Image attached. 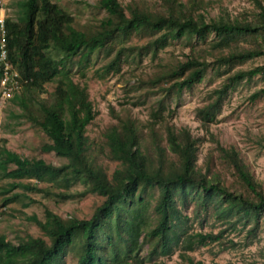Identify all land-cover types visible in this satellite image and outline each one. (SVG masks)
I'll return each mask as SVG.
<instances>
[{
    "label": "trees",
    "instance_id": "obj_1",
    "mask_svg": "<svg viewBox=\"0 0 264 264\" xmlns=\"http://www.w3.org/2000/svg\"><path fill=\"white\" fill-rule=\"evenodd\" d=\"M252 3L250 18L206 20L198 11L204 8L201 1L158 0L156 7L149 8L135 0L124 5L119 0H96V7L103 9L105 16L94 23H77L55 0L20 2L17 20L5 19L7 57L26 82L9 100L19 108L17 117L46 136L40 151L53 152L66 162L53 165L0 146V177L35 180L10 183L9 189L21 187L62 199L96 194L102 200L88 218L61 217L47 208L42 220L29 217L47 241L29 235L12 243L0 234V264H57L75 232L81 233L82 243L74 264H147L138 255L144 239L151 245L148 254L158 249L160 256H166L175 248L191 251L197 245L217 242L239 223H250L248 232H254L264 212V190L238 150L233 145H215L218 160L235 178L228 186L217 172L196 165L199 137L185 127L169 124L163 115L164 96L170 92L177 95L199 83L210 63L219 67L261 58L260 64L229 72L211 91L210 101L196 108L200 125L210 134L207 125L214 121L227 90L241 80L264 75V0ZM130 35L147 39L142 45H127L125 39ZM210 35V52H206L211 61L190 50L183 59L160 64L150 75L135 79L133 84L145 85L147 92L155 89L163 94L152 101L149 119L141 122L116 114L98 144L89 137L87 125L96 111L86 83L71 77L74 60L83 76L90 56L101 52L108 59L101 65L102 77L110 71L118 72L121 62L141 52L149 51L153 58L172 40L194 36L205 40ZM241 41L247 45H241ZM48 82H54L51 92L44 87ZM263 94L261 87L252 91L248 99ZM102 154L116 163L110 174L100 162ZM78 182L82 183L81 190L63 191ZM37 183H50L54 190L37 187ZM149 189L157 192L152 226L143 213ZM17 196L5 200L12 201ZM31 202L34 201L22 206ZM188 202L192 203L194 217L211 209L226 226L216 233L187 232L188 217L178 204ZM182 256L193 264L188 255Z\"/></svg>",
    "mask_w": 264,
    "mask_h": 264
},
{
    "label": "rangeland",
    "instance_id": "obj_2",
    "mask_svg": "<svg viewBox=\"0 0 264 264\" xmlns=\"http://www.w3.org/2000/svg\"><path fill=\"white\" fill-rule=\"evenodd\" d=\"M22 0H0L5 18L16 21L20 15ZM66 10L77 23H94L105 16L103 9L95 5L96 0H55ZM121 5L131 0H119ZM149 8H154L158 0H135ZM183 2H204V8L198 11L204 13L205 19L250 18L254 10L252 0H180ZM159 7L161 5L159 3ZM181 37L172 40L166 46L156 51L152 58L150 52H141L135 58L131 56L120 63L118 72H108L99 77L101 65L108 59L102 53L92 54L89 65L81 76L75 60L70 65L71 77L74 81L85 82L88 97L96 115L87 125V133L95 142L101 141L102 132L112 122L115 115L129 116L144 122L149 119L151 103L159 96V90H146L145 85L133 84L139 76L146 77L154 72L158 66L183 59L189 51L203 55L211 61L208 41ZM147 38L130 35L125 39L127 45H142ZM240 44L247 45L241 41ZM203 49V50H202ZM207 51V52H206ZM262 63V59L249 60L243 63H231L216 67L210 63L199 83L188 89L181 90L177 95L169 93L164 96L163 115L165 120L175 127H185L190 133L199 137L197 142V166L202 170L206 167L215 171L223 182L232 186L235 178L231 171L217 158L216 143L224 146L233 145L246 163L252 176L261 184L264 190V94L254 100L248 95L264 87V75H254L250 80H241L227 90L215 112L214 121L207 125L206 133L200 125L196 115V108L210 101L212 90L220 86L225 76L238 68H248ZM48 92L54 88V82L44 84ZM10 97V96H9ZM113 111V112H111ZM19 108L11 103L8 97L0 96V146L18 153L25 158H41L53 165L66 162L63 157L53 152H42L39 145L47 141L46 136L22 117H17ZM100 162L106 167L108 174L115 167V162L108 160L105 155L99 156ZM35 182L31 178L8 179L0 177V234L12 243L27 237H40L47 241L38 227L29 220L35 216L43 219L44 208H47L61 217L72 215L76 218H88L94 208L100 204L102 198L96 194H87L83 197L62 199L53 195L25 190L21 187L9 189L10 183ZM50 183H37V187L54 190ZM82 183H74L66 193H73L82 189ZM156 190L147 191V208L143 211L147 224L152 226V205L155 202ZM18 196L12 201L5 199ZM33 200L28 206L22 204ZM179 209L188 219L185 228L187 232H213L226 226L217 220L211 209L203 211L199 217L193 216L192 203L178 204ZM250 223L237 224L235 230L226 231L217 242H209L195 246L191 251L175 248L169 255L160 256L158 249L148 254L150 244L142 240L138 255L144 257L147 264L162 261L164 264H188L184 254L191 258L193 264H264V212L258 217L257 226L249 234ZM145 230V229H144ZM232 242L234 245L232 246ZM81 233L75 232L71 243L64 254L56 260L57 264H74L81 249ZM183 253V254H180Z\"/></svg>",
    "mask_w": 264,
    "mask_h": 264
},
{
    "label": "built area",
    "instance_id": "obj_3",
    "mask_svg": "<svg viewBox=\"0 0 264 264\" xmlns=\"http://www.w3.org/2000/svg\"><path fill=\"white\" fill-rule=\"evenodd\" d=\"M2 3L0 2V96L11 97L14 92L22 88V79L16 69L13 68L7 57V31Z\"/></svg>",
    "mask_w": 264,
    "mask_h": 264
}]
</instances>
